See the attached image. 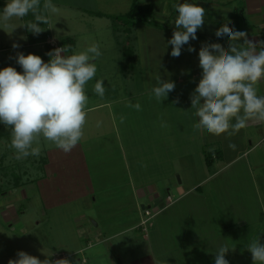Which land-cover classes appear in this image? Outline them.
Instances as JSON below:
<instances>
[{"label": "crops", "instance_id": "crops-1", "mask_svg": "<svg viewBox=\"0 0 264 264\" xmlns=\"http://www.w3.org/2000/svg\"><path fill=\"white\" fill-rule=\"evenodd\" d=\"M64 1L66 0H51L58 9L54 13L56 24L59 27L63 25L62 30L71 28L70 30L79 31L72 35L75 43L73 50L80 44L85 47L98 44L101 51L98 58L102 62L113 64L116 68L111 67V72L119 74V77L122 75L125 80L130 78V72L136 71L141 65L137 61L139 41L150 33L147 40L149 43L153 37L152 31L161 33V43L164 46L154 47V73L148 74V81L154 82H151L145 92H138V84L135 78H131L124 84L128 95L153 97L149 93L157 86V77L175 82V89L168 94L167 99L160 103L154 97V103L150 102L144 107L147 115L141 136L146 139L142 144L154 143V150H151L154 152V159L149 160H154V176L159 178H155L158 182L154 180V185H136L132 192L138 195L136 197L151 200L148 209L153 208L154 218L151 221L156 219V223L151 224L150 234L146 239L143 238L149 244L148 249L145 248L141 253L138 246L142 244H129L135 247L134 251L137 253L132 251L130 257L123 259V253L119 254L117 251L113 264L122 260L129 264H214L215 251L224 244L230 248L225 257L229 264L244 262L240 258L242 255L235 250L239 238L250 232L256 234V229L263 231L261 226L264 224V209L260 205V188L264 184V125L245 127L234 136H215L204 130H197L193 127L198 118L195 116V109L191 108L190 94L201 78L198 57L201 45L207 42L220 43L225 49L229 46L226 36H215L216 30L223 24L230 22L229 27L245 31L249 39L264 41V0H138L139 4L154 6L151 18L154 19V27H151L152 21L137 23L125 30L116 17L128 13L134 0ZM184 2L202 6L205 9V22L197 31V39L191 40L190 45H184L181 55L174 58L170 54L172 46L167 42L175 28L177 12L174 6ZM74 24L77 25L73 27ZM50 30L53 31V27L49 18L48 31ZM144 30L145 35H141ZM189 46L196 51L189 52ZM126 57L131 62L127 66L122 63H126ZM257 91L264 95V81L258 83ZM177 99L179 102L174 103ZM128 122H124L125 127L131 133L132 126ZM131 135L134 136L133 133L128 136L125 134L127 139L124 142L133 145V149L136 143L129 142L132 140ZM229 144H235V150ZM200 172L201 178L193 186H184L183 180L172 186L173 177L200 175ZM160 183H169L177 195L175 198L171 197V188L168 189L166 204L158 194ZM251 199L258 200L256 215L252 214V217L248 211ZM135 205L137 208L140 205L137 199ZM143 207L147 209V206L143 205L142 209ZM251 226L255 228L251 230ZM136 228L143 227L133 226L129 231ZM122 234L120 232L101 241L96 237L92 242L89 237L87 239L91 242L90 246L83 248L78 242L71 255L77 256L91 250V264L108 263L111 255L108 251V255L101 253L99 247L109 243L111 252L113 246H118L111 240ZM244 239L247 240L248 236ZM70 247L73 246L68 248ZM154 247L155 250L160 247L163 253H155Z\"/></svg>", "mask_w": 264, "mask_h": 264}, {"label": "rangeland", "instance_id": "rangeland-1", "mask_svg": "<svg viewBox=\"0 0 264 264\" xmlns=\"http://www.w3.org/2000/svg\"><path fill=\"white\" fill-rule=\"evenodd\" d=\"M7 2L8 0H0V13ZM64 2L68 3L67 0ZM49 18L53 27V31H47L51 41L61 44L67 36L73 38L72 35L79 33L70 30L71 28L62 30L63 25L59 27L56 24L55 14H51ZM73 18L75 20V17ZM104 21L108 22L106 19ZM152 21L151 27H154V19L148 23ZM23 24L25 21L20 18H13L7 26L0 22V69L12 66L21 72L22 69L15 60L18 52L25 55L44 53L43 44L30 43L29 34ZM128 28L122 27L124 30ZM145 33L144 30L141 35ZM152 34L151 42H147L150 33L149 37L145 36L139 41L140 53L137 61L141 65L136 71L129 73L130 78L127 80L122 75L119 77V74L111 72V67L116 68L113 64L102 62L101 58L95 60L96 75L85 85L89 99L85 108L87 116L82 130L83 136L71 152H63L41 136L34 140L32 145L40 148L39 157L29 156L17 160L15 149L10 146L11 136H0V264H8L10 259H16L18 251H25L40 260L49 259L55 262L63 259L69 264L85 262L91 264L93 260L91 250L85 254L71 255L77 243L79 242L80 247L86 248L96 237L101 241L120 232L123 234L111 240L118 245L113 246L111 252L109 243L99 247L101 253L109 252L111 255L108 263L102 264H113L118 252L123 253V259L130 257L132 251L137 253L134 251L135 247H132L137 244H142L138 246L141 248L140 252L148 249L149 244L143 238L146 239L150 234L151 224L156 223V219L151 221L154 218V211L153 208L148 209L150 198L136 197L138 195L134 194L132 189L136 185L145 186V183L154 185L155 178H159L154 176V160H149L154 159V152H151L154 150V143L142 144L146 138L141 136L147 115L144 107L145 104L154 103V96L148 98L128 95L124 84L125 81L135 78L138 84L137 91L145 92L151 82H154L148 81V74L154 73L156 55L154 47L164 44L161 43L163 39L161 33L152 31ZM13 43L19 44L20 47L13 49ZM86 48L80 44L75 51L72 49L73 51L67 54L78 53ZM49 59L50 57L45 62ZM122 63L125 66L129 65L127 61ZM97 80L104 81L103 96L94 92ZM129 102L133 105L139 102L141 110L129 107ZM121 117H124L123 122ZM126 120L129 121V125L131 124V133L134 134L129 141L136 143L133 149V145L124 142L127 139L125 134L126 136L131 134L128 132L129 128L125 127ZM201 173L194 176L177 175L173 177L172 186L180 180L184 181V186H193L201 178ZM158 186L160 188L158 194L165 204L169 197L168 189L171 188V197L177 196L169 183H160ZM260 198L262 200L260 205L264 209V184L260 188ZM136 199L140 204L138 208L135 205ZM257 201L251 199L249 202L248 211L251 217L256 215ZM143 205L147 206L148 210L142 209ZM147 211L150 214L147 215ZM77 220L81 224H78ZM144 221L145 224H142ZM137 225L143 228L129 231L131 227ZM253 227L255 228L250 227L251 230ZM261 228L262 232L256 229V234L250 232L239 238L235 250L242 255L240 258L244 262L240 264H253L251 253L246 247L250 240L257 238L264 243V224ZM245 236H248L249 240H245ZM89 237L91 242L87 239ZM154 245L158 246L156 243ZM69 246L73 247L68 248ZM154 252L163 253L160 247L156 250L154 247ZM117 264L129 263L122 260L117 261Z\"/></svg>", "mask_w": 264, "mask_h": 264}, {"label": "clouds", "instance_id": "clouds-1", "mask_svg": "<svg viewBox=\"0 0 264 264\" xmlns=\"http://www.w3.org/2000/svg\"><path fill=\"white\" fill-rule=\"evenodd\" d=\"M174 31L168 44L171 56L178 58L184 45L197 39V31L204 25L205 9L189 2L177 3ZM58 11L51 0H8L0 22L5 26L13 18L23 19L29 14L33 19L23 24L33 35L44 31L41 24L49 23V15ZM223 24L215 32L218 38H228V48L220 43H203L199 49L201 78L190 94L191 108L198 118L193 127L208 134L234 136L248 126L264 125V95L258 94L257 85L264 81V41L255 42L245 31ZM243 41V43H239ZM13 49L20 47L13 43ZM71 45H64L46 53L45 62L39 55L18 52L15 60L22 71L7 66L0 69V124L11 127L10 146L15 149V159L39 157L40 148L33 147L34 140H45L65 153L71 152L83 136L88 95L85 85L96 75L94 61L101 56L96 43L84 51L67 54ZM189 52L196 49L189 46ZM175 89V82L157 77V86L149 93L158 102L167 99ZM94 92L104 95V81L97 80ZM174 101V103H178ZM129 107L141 110L137 102ZM124 117H121L123 122ZM235 150V144H229ZM253 264H264V243L257 238L247 245ZM230 248L224 244L215 251L214 264H229L225 258ZM16 259L8 264H69L67 260L55 262L18 251Z\"/></svg>", "mask_w": 264, "mask_h": 264}, {"label": "trees", "instance_id": "trees-1", "mask_svg": "<svg viewBox=\"0 0 264 264\" xmlns=\"http://www.w3.org/2000/svg\"><path fill=\"white\" fill-rule=\"evenodd\" d=\"M41 4L42 1H41ZM155 8L153 5H142L139 4L138 0H134L131 9L128 11L123 16L116 17L117 21L123 26V27H131L134 24L137 23H147L150 21L154 14ZM25 23L28 21L32 20L33 17L31 14L23 18ZM41 27L44 29L42 33L39 35H32L30 31L27 30V34H29V40L32 45L36 44H43L45 51L44 53H41L39 56L45 61L49 58L46 53L49 51L53 50L54 48L50 46L47 41L49 40V35H48V28H49V23L48 24H41ZM128 28V29H129ZM64 45H71V50L74 48L75 43L72 38H66L62 41L60 44L61 47ZM127 63L129 62V57H126ZM0 136H11V127H5L3 124H0Z\"/></svg>", "mask_w": 264, "mask_h": 264}, {"label": "built area", "instance_id": "built-area-1", "mask_svg": "<svg viewBox=\"0 0 264 264\" xmlns=\"http://www.w3.org/2000/svg\"><path fill=\"white\" fill-rule=\"evenodd\" d=\"M47 43H48L50 46H52L54 49L61 47L59 43H55V42L51 41L50 39L47 41ZM146 214H147V215L150 214L149 211H147ZM143 224H145V221H144Z\"/></svg>", "mask_w": 264, "mask_h": 264}, {"label": "water", "instance_id": "water-1", "mask_svg": "<svg viewBox=\"0 0 264 264\" xmlns=\"http://www.w3.org/2000/svg\"><path fill=\"white\" fill-rule=\"evenodd\" d=\"M144 208V207H143Z\"/></svg>", "mask_w": 264, "mask_h": 264}]
</instances>
